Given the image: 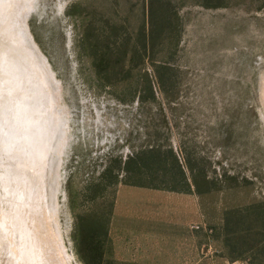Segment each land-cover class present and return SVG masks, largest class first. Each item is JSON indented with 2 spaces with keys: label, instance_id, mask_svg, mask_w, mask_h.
<instances>
[{
  "label": "rangeland",
  "instance_id": "1",
  "mask_svg": "<svg viewBox=\"0 0 264 264\" xmlns=\"http://www.w3.org/2000/svg\"><path fill=\"white\" fill-rule=\"evenodd\" d=\"M26 3L19 18L37 46L33 63L52 77L46 100L59 137L44 178L37 164L18 167L43 182L36 212L25 207L26 189L18 201L5 188L14 162L0 163V264H25L27 221L39 247L50 237L55 264H124L107 254L105 237L121 182L186 189L190 173L203 175L207 233L223 217L227 238L243 236L235 219L264 223V0ZM204 252L222 254L211 241Z\"/></svg>",
  "mask_w": 264,
  "mask_h": 264
},
{
  "label": "crops",
  "instance_id": "2",
  "mask_svg": "<svg viewBox=\"0 0 264 264\" xmlns=\"http://www.w3.org/2000/svg\"><path fill=\"white\" fill-rule=\"evenodd\" d=\"M190 176L186 189H165L138 182H121L116 186L107 226V254L111 259L124 264H264L260 256L264 243L259 244L253 237V241H248L242 236L227 238L221 234L218 226L228 224L225 217L222 223L214 225L218 229L216 234L206 232L198 203L203 195L199 188H203L205 179L203 175ZM207 222L209 228L210 221ZM248 225L258 226L250 221ZM256 230L250 228L249 234L256 237ZM204 232L207 241L216 242L222 254L211 256L204 252L208 246L201 236ZM126 257L135 262H127Z\"/></svg>",
  "mask_w": 264,
  "mask_h": 264
},
{
  "label": "bare ground",
  "instance_id": "3",
  "mask_svg": "<svg viewBox=\"0 0 264 264\" xmlns=\"http://www.w3.org/2000/svg\"><path fill=\"white\" fill-rule=\"evenodd\" d=\"M26 2H28V0H0V163L7 157L10 163L14 162L16 164V166L14 163L11 164V171H7L8 174L6 173L4 175L6 179L8 175H13L11 177L12 180H14L13 182L19 180L18 175H21L27 164L34 170L38 167V171H35L41 175H38L41 179L44 178V175L46 176L49 170L48 155L51 149L54 148L53 145H55L56 138L59 137L58 126H56V121L54 119L55 116L53 117V115H55L53 114L54 111L52 112L51 109L48 108L49 103L46 100L49 92L47 82L50 74H48V68L42 61L40 62L37 59L38 61L33 63L32 58L39 57L38 51L36 50L37 46L35 42L30 39L25 28H22L24 20H20V18H22L20 15L24 14L22 11H26L23 9L24 3ZM17 22L18 29H13L14 31L11 32L10 29L13 28L14 25L16 26L15 23ZM9 36H11L10 38H12V40H15L13 41L14 43L16 42L15 45L7 43L6 39L9 40ZM50 78L52 79V77ZM5 81L7 84L4 87L2 83ZM49 107L52 108L51 106ZM9 157L12 158L9 159ZM20 164L23 167V170H21L22 172L18 170ZM35 164H37L36 167ZM1 174L0 172V179L1 177L3 178ZM24 174L25 173H22V180L20 184H16V186L13 182L10 183L11 180H6L5 183L7 186L5 188L8 189L12 187L10 190L8 189L9 191L7 192L16 191L17 194L13 196L17 197L18 201H20L19 199L21 198L23 199V197L20 198L19 196H21L24 189H26L28 205L25 207H28L29 210L31 208L33 212H36L39 209V206L37 207L38 202L40 199H43L46 190L44 192L41 179L38 184L33 183L35 181L31 182V180H28L30 178L26 177ZM32 178L31 176V179ZM49 205L50 204L44 205L47 212L51 211ZM22 218L25 219L26 215L24 217L22 216ZM18 219L17 221H19ZM27 220L31 219L27 217ZM27 222L29 227L30 222ZM28 227L24 235H27V239L30 240V247L26 241L24 244L25 247H27L26 257L24 258L25 264H55L56 257L50 244V237L43 238L40 243L41 247H39V245L34 242V239H37L36 233L32 234ZM32 237L34 244L31 240Z\"/></svg>",
  "mask_w": 264,
  "mask_h": 264
},
{
  "label": "trees",
  "instance_id": "4",
  "mask_svg": "<svg viewBox=\"0 0 264 264\" xmlns=\"http://www.w3.org/2000/svg\"><path fill=\"white\" fill-rule=\"evenodd\" d=\"M148 155H149V154H148ZM148 158H149V157H145L144 161L147 162ZM134 163H135V162H134ZM135 164H136V163H135ZM249 221H250L251 223H253V224H256L255 219H249V218L235 219V222H237V223H239V225H241V226H239V228H240V230H241L243 236H248V234H249V229H250V228H252V230H253L254 228H258V227H259V225H258V226H253V225H252V226H249V225H248ZM263 221H264V220H263ZM243 224L248 225L249 228H248L247 226L243 227ZM257 224H258V223H257ZM107 226H108V225H107ZM107 226H106V231H105V237H106V239H107ZM232 227H234V226H232ZM230 229H231V228H230ZM90 231H91V227H89V226L83 227V228L81 229V241H82L83 243H86L87 239H86V236H85V235H86L87 233H89ZM235 231H237V230H235ZM256 231H257V232H256ZM256 231H254L256 237L253 236V238H256V240L259 241V244L264 243V223H261V224H260V227H259L258 230H256ZM243 236H242V237H243ZM87 243H88V242H87ZM90 246H91L92 248H95V249L98 247L97 244H93V243H91ZM258 252H259V251H258ZM260 252H261L260 256H261L262 259L264 260V250H263V252H262V251H260ZM98 255H100V254H98Z\"/></svg>",
  "mask_w": 264,
  "mask_h": 264
}]
</instances>
